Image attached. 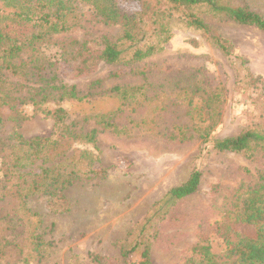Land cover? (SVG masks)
<instances>
[{
  "label": "rangeland",
  "instance_id": "rangeland-1",
  "mask_svg": "<svg viewBox=\"0 0 264 264\" xmlns=\"http://www.w3.org/2000/svg\"><path fill=\"white\" fill-rule=\"evenodd\" d=\"M230 3L264 17V0ZM122 4L136 11L131 4ZM196 15L207 31L188 26L183 13L175 14L168 21L171 39L161 51L138 63H100L82 78L75 76L70 60L78 44L86 41L96 49L101 36L115 41L120 27L103 26L83 7L75 31L42 44L41 52L55 63L62 82L87 95L62 107L67 124L82 134L97 131L93 145L80 147L97 155V168L105 169L106 175L64 190L69 207L64 213L50 195L25 198L44 243L39 264H95L92 256L101 258L99 264H118L121 249L139 238L144 224L149 264H184L199 233L209 240L217 259L223 258L225 244L216 226L227 221L229 213L241 206V195L264 176V154H217L212 141L264 128V32L211 15L205 8ZM212 37L223 42L226 53ZM61 46L69 52L64 58ZM116 87L127 91L126 100L118 97ZM213 95L211 106L203 107V100ZM21 110L26 117L18 129L23 139L52 133L49 117L34 113L31 104ZM209 113L213 118H207ZM101 116H109L112 125L105 120L100 125ZM206 126L211 127L210 141L203 143L199 135ZM181 137L187 139L179 141ZM194 169L201 172L197 192L158 215L155 204ZM230 226L254 235L251 226L235 222ZM5 241L25 246L23 252L32 258L7 251L0 264H37L25 235L16 233L13 238L9 233Z\"/></svg>",
  "mask_w": 264,
  "mask_h": 264
},
{
  "label": "trees",
  "instance_id": "trees-1",
  "mask_svg": "<svg viewBox=\"0 0 264 264\" xmlns=\"http://www.w3.org/2000/svg\"><path fill=\"white\" fill-rule=\"evenodd\" d=\"M123 2L131 4L136 11L125 7ZM230 2L0 0V261L7 251L23 259L32 258L23 252L25 246L17 241L13 244L5 241L6 234L12 233L14 238L17 233L25 235L34 252L33 259L40 263L44 243L37 233V217L23 203L28 195H50L58 211L64 213L69 209L62 195L64 190L75 183L106 175L105 169L97 168V155L80 147L93 145L97 131L82 134L72 124H67L66 110L62 107L65 102H81L87 95L81 94L74 85L62 82L55 63L41 52L42 44L55 35L75 31L80 26L83 7H87L103 26L120 27L115 41L101 36L96 49L89 48L86 41L78 42L70 60L75 63L72 67L75 76L82 78L91 75L100 63H138L161 51L171 39L168 21L178 13H183L187 25L194 29L207 31L196 15V11L205 8L211 15L264 32L263 16ZM212 39L226 53L223 42L217 37ZM61 50L60 57L64 58L68 49L61 46ZM115 91L121 99L128 98L125 89L116 87ZM214 98L215 95L203 100L202 106L210 107ZM26 104H31L34 113L53 121V131L48 137L25 140L19 134V126L26 120L21 107ZM193 111L197 112L196 105ZM197 115L202 116L200 111ZM107 118L109 116H101L99 124L112 125ZM207 118H213V114L209 113ZM205 122L207 119L201 121ZM210 128L206 126L199 135L203 143L210 141ZM186 139L181 137L179 141ZM212 150L217 154L248 157L264 154V128L248 129L233 137L214 140ZM200 178L201 172L194 169L184 183L169 189L155 204L157 214L166 213L175 203L195 194ZM258 181L241 195V206L229 213L227 221L216 226L225 244L221 261L211 252L209 240L199 233L184 264H264V176H258ZM231 222L253 227L254 235L233 230ZM147 228L144 224L138 232L139 238L121 249L118 264H149V244L144 239ZM91 259L95 264L101 262L98 256Z\"/></svg>",
  "mask_w": 264,
  "mask_h": 264
}]
</instances>
